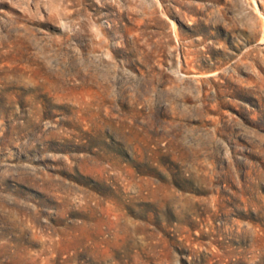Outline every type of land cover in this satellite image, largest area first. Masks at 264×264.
Masks as SVG:
<instances>
[{
  "label": "rangeland",
  "instance_id": "rangeland-1",
  "mask_svg": "<svg viewBox=\"0 0 264 264\" xmlns=\"http://www.w3.org/2000/svg\"><path fill=\"white\" fill-rule=\"evenodd\" d=\"M0 264H264V0H0Z\"/></svg>",
  "mask_w": 264,
  "mask_h": 264
}]
</instances>
